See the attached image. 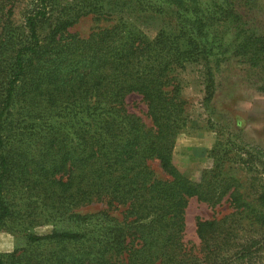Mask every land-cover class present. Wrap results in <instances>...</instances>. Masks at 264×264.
I'll return each mask as SVG.
<instances>
[{
	"label": "trees",
	"instance_id": "obj_1",
	"mask_svg": "<svg viewBox=\"0 0 264 264\" xmlns=\"http://www.w3.org/2000/svg\"><path fill=\"white\" fill-rule=\"evenodd\" d=\"M101 1L31 0L20 23L11 22V10L0 23V230L13 218L28 227L56 222L44 235L28 232L26 247L0 255V264H264V187L250 198L219 166L193 181L171 162L185 125L176 71L201 63L212 94L220 62L214 1L203 8L166 0L177 29L153 40L124 24L86 38L67 33ZM135 2L159 15L166 4ZM219 13L239 20L232 8ZM234 53L258 66L264 35L238 29ZM133 94L149 126L126 111ZM150 160L168 179L154 177ZM226 197L232 212L198 219L194 248L184 240L188 201L215 207ZM92 203L106 207L73 213Z\"/></svg>",
	"mask_w": 264,
	"mask_h": 264
},
{
	"label": "rangeland",
	"instance_id": "obj_2",
	"mask_svg": "<svg viewBox=\"0 0 264 264\" xmlns=\"http://www.w3.org/2000/svg\"><path fill=\"white\" fill-rule=\"evenodd\" d=\"M60 1L84 3V0ZM213 1L217 10L213 30L220 40L216 48L220 62L218 69L213 70L212 94L209 97L206 91L208 76L201 63H185L183 70L176 71L179 97L184 102L185 125L175 139L171 162L182 176L193 181L198 180L205 169L219 166L222 173L233 178L241 191L252 198L264 187V91L260 90L264 87V62L250 66L235 56L234 45L238 29L245 35H264V0H198V3L206 8ZM30 3L31 0H0V23L8 21V10L12 11L11 22L20 23ZM100 3L99 8L81 16L67 33L86 38L91 32L124 24L129 30L153 40L160 31L177 29L175 7L170 2L164 4L161 15L140 12L135 0H102ZM223 7L234 10L239 17L237 23L234 14L228 21L224 20L219 13ZM124 104L128 113L150 125L146 105L139 95L127 96ZM148 165L156 179H168L158 161L150 160ZM105 207L102 203H92L76 208L73 213L89 215ZM231 212L227 197L215 207L191 198L184 213V240L198 248L197 220L221 219ZM111 215L121 219L119 211ZM44 221L47 222L43 225L28 227L16 218L7 220L0 230V255L25 248L28 232L49 233L56 222L47 218Z\"/></svg>",
	"mask_w": 264,
	"mask_h": 264
}]
</instances>
